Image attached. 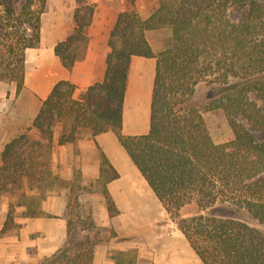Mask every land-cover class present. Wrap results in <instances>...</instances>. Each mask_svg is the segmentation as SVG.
Here are the masks:
<instances>
[{
  "label": "trees",
  "instance_id": "trees-1",
  "mask_svg": "<svg viewBox=\"0 0 264 264\" xmlns=\"http://www.w3.org/2000/svg\"><path fill=\"white\" fill-rule=\"evenodd\" d=\"M119 12L107 45L103 78L75 95L77 85L59 80L41 101L31 126L4 145L0 195L16 196L0 235L11 228L12 208L26 216L44 212L41 203L55 180L52 150L88 131L95 141L112 131L131 161L188 239L202 264H264V0H158L147 18L137 0ZM75 27L54 46L71 69L84 57L95 5L76 0ZM46 0H0V81L24 87L26 52L41 42ZM232 6L245 14L231 19ZM170 29L163 48L155 51L147 31ZM133 55L155 58L150 127L141 134L123 132V103ZM206 82L203 106L221 109L233 136L215 142L201 108L194 102L197 86ZM254 95V97H252ZM96 142V141H95ZM98 145V143L96 142ZM119 172L100 151L102 196L110 217L119 209L106 183ZM192 206L189 215L183 209ZM217 207L226 209L214 212ZM246 210L254 221L240 218ZM67 219V239L43 264H92L89 230L83 239ZM115 232L112 231V236ZM115 264H134L130 256L111 251Z\"/></svg>",
  "mask_w": 264,
  "mask_h": 264
},
{
  "label": "crops",
  "instance_id": "crops-1",
  "mask_svg": "<svg viewBox=\"0 0 264 264\" xmlns=\"http://www.w3.org/2000/svg\"><path fill=\"white\" fill-rule=\"evenodd\" d=\"M142 1L137 0L135 6L140 16L147 18L156 6L145 7ZM89 2L95 5V11L91 24L84 30L87 49L71 69L62 64L54 46L75 27L73 13L77 2L46 0L41 18V42L26 52L24 87L16 93L14 83L0 81V164L5 143L31 126L41 101L56 82L70 80L77 85L75 95L78 96L87 86L103 78L110 30L119 12L126 10L129 4L127 0ZM154 73L155 58L132 56L123 103L124 133L141 134L149 130ZM82 132L85 137L81 136ZM95 141L88 131H80L74 141L56 144L51 154L54 171L63 179H71L77 158L92 163L93 175H99L100 151L119 172V176L109 180L106 186L120 212L110 217L104 206L102 222L105 226L112 225L115 234L96 244L92 264H115L111 251L126 253L134 264H202L115 133L101 132L95 136ZM87 170L84 165L85 175ZM64 194L61 192L57 196ZM53 197L49 194L42 201L44 213L39 216H26L25 207L17 206L14 225L0 235V264H39L64 244L67 239L66 205L64 201L58 205ZM8 209L7 205H0V229Z\"/></svg>",
  "mask_w": 264,
  "mask_h": 264
},
{
  "label": "rangeland",
  "instance_id": "rangeland-1",
  "mask_svg": "<svg viewBox=\"0 0 264 264\" xmlns=\"http://www.w3.org/2000/svg\"><path fill=\"white\" fill-rule=\"evenodd\" d=\"M4 1H16L22 3L24 0H4ZM158 0H143V6L147 7L153 5L157 6ZM229 16L233 20L239 19L245 14L244 9L232 6L229 9ZM170 36V29H158L147 31V38L155 51L164 47L167 39ZM209 93V85L206 82H202L197 86V91L194 96V102L201 108V112L205 119L208 130L215 142H223L230 139L233 134L232 130L226 120V117L221 109H208L204 105ZM254 97V95H252ZM255 135L258 139H264L263 131H256ZM82 137L85 135L82 132ZM88 163V164H86ZM82 161L80 158L73 164V175L71 179H63L57 175L53 168V174L57 175L60 179L55 180L52 187L47 192V196L53 195V199L57 204L63 202L66 205L64 216L66 219L72 218L74 221V233L77 239H83L89 231L87 227H90L89 235L94 239H101L100 242L108 240L112 236L114 231L112 225H103V207L104 197L102 196L103 180L99 178V175L95 174L92 163ZM87 167V175L83 171V166ZM100 170V169H99ZM65 193L62 197L57 196L59 193ZM46 196V198H47ZM16 196H10L6 193L0 195V205L9 207V202H15ZM5 202V203H4ZM192 206L183 209L185 215H189L193 212ZM226 209L217 207L214 212H222ZM17 212V206L12 208V215L15 217ZM240 218L247 220L248 222L254 221L249 217L246 210H242L237 214ZM96 246V245H95ZM42 260L39 264H43ZM45 264V262H44Z\"/></svg>",
  "mask_w": 264,
  "mask_h": 264
}]
</instances>
